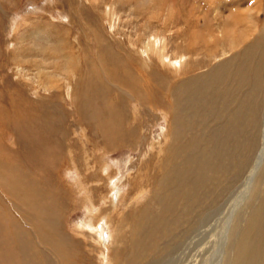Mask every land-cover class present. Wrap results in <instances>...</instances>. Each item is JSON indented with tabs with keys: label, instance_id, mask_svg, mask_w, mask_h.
<instances>
[{
	"label": "rangeland",
	"instance_id": "rangeland-1",
	"mask_svg": "<svg viewBox=\"0 0 264 264\" xmlns=\"http://www.w3.org/2000/svg\"><path fill=\"white\" fill-rule=\"evenodd\" d=\"M199 2L202 5H199L197 15L202 14L199 18L204 22L202 21V25L198 26L199 24L193 23V19L196 17L191 16L192 20L188 17L189 26L185 25L187 14H191L192 11L191 4L196 7ZM228 2L229 0H223V2L219 0H209V2L208 0H0V147H4L0 153V160L9 162L11 167L20 165L23 169L27 167V169L34 170L33 161H27L26 157H22L21 154L31 145L35 148H43L48 142V156L50 157L49 161L53 162V167H44L43 170H51L50 173L39 172L44 176L41 185L48 186L55 195L54 197L59 198L60 201L63 200L65 211L60 221L61 229L69 236L70 240L72 239L73 248L71 251L73 257L76 256L73 259L77 264H108L107 253L109 252V256L112 253L111 250L116 246L113 245L110 251L108 247L104 248L106 244L111 246L114 243L109 242V239L112 240L111 234L116 235L115 226H118V223H115V220H119L117 212L112 214L111 217L115 220L110 223L107 221V217H104L112 210L108 201L106 202L104 199L109 197H104V195L109 194L111 197L113 194V198L109 200H112L114 205L121 203L124 206H129V208H121L123 219L127 224L126 233L123 232L120 235L123 238L129 237L133 227L131 216L140 211V208L152 204L153 210L155 209L154 214L159 213L157 200L154 197L155 192L151 190V194H149L148 189L154 188L156 176L159 180L163 175L162 161L158 162V160H161L162 157L168 125L166 110L169 108L164 103L168 100V104L171 105L172 98L169 96L171 89H167L163 101V97L160 95L162 86H159L153 79L155 90L160 93L156 98L161 102L157 108L149 106L150 99L145 95L146 92L142 97L138 95L140 92L143 93V78L138 74L140 70L135 64L137 62L134 55L128 50L138 52L135 55L139 59L143 58V61L149 64H147L148 68L145 67L146 70H160V75L163 77L172 74L167 69L172 70L176 63L184 64L180 71L186 68L187 71L194 72L193 74L201 75L209 74L214 67L222 68V62L235 56L237 52L235 49L229 53L225 50L229 47L231 36L225 30L219 18L220 15H218L219 12L224 11L226 7L224 5ZM209 6L213 10H210ZM260 16L261 20L264 19V12ZM192 23L193 26L190 25ZM211 27H214L213 30L207 32ZM221 29L223 33H221ZM217 33L220 34L218 38ZM211 34H214L215 38ZM88 40L93 44L89 50ZM77 44L80 45V48L76 47ZM116 45L120 47L117 48ZM221 50L225 53L221 54ZM125 53L128 54V59ZM90 55L95 61L89 64L92 67L85 69L87 58L91 61ZM100 56H104V60L107 62L96 61ZM123 61H126L128 71L133 78L131 84L135 91V98L117 90L118 88L113 84L120 83L118 78L117 81L113 80V83L107 79L112 78L111 75H113L106 73L110 67L118 74L117 77L122 74L123 68L127 69ZM165 61L171 62L166 66L167 68L163 66ZM138 64L142 65V61L139 60ZM101 67L103 68L101 69ZM236 71L237 67L234 68L235 73ZM259 78H262V84H264V69ZM105 79L111 84L104 82ZM228 85L231 86L233 83L226 82V86L223 85L219 88V93L222 89H227ZM247 88L246 86L236 93L243 96L247 92ZM212 90L214 93L215 89ZM93 93L98 94L99 97H92ZM219 93L218 101L221 99ZM260 93L262 94L261 98H264V91ZM85 99L89 102L91 111L107 114V125L116 115V109L110 104L111 101H124L121 108L124 115L121 117L126 122L131 119L130 125L136 127V132L127 136L125 141L116 147L109 144L110 140L103 133H96V129L92 132L93 134L89 133L90 137L89 135L84 137L89 139V143L84 142L81 136V127L85 126L83 124L86 112ZM22 103L24 104L22 105ZM236 103L238 102L236 101ZM50 108L54 115L49 131L35 130L37 135H34L35 131L30 130L33 128L31 122L35 119L33 116L42 115L50 111ZM215 110L217 112L221 110L219 103L215 105ZM231 110L232 107H229L228 112ZM202 111L203 108H200V112ZM225 116L226 113H224V119H226ZM12 117L24 121L22 134L23 137H29L30 142L26 143L25 140L24 144L18 142L19 135L14 133V129H20V126L13 124ZM260 118L264 119V107L260 110ZM224 119L218 125L202 126L204 132L201 136L203 138L207 136L205 139L210 138L216 130L215 128L218 129V142L221 144L208 149L213 153H219V159L233 152H235L234 157L238 156V152L235 150L237 146L234 145L235 139L233 145L229 141L228 146L222 144L223 141H233L234 137V132L230 131L232 134L223 133L219 128L224 124ZM87 127L89 128V125H86ZM96 127L102 129L104 124ZM78 128L80 130H77ZM113 128L115 131H119L118 125H114ZM139 130L141 131L139 132ZM210 130L212 133H209ZM151 132L155 138L157 136L156 141H160L164 135L163 141L155 145L151 138ZM263 133L264 122H259L258 142H261V145L264 142ZM202 137L197 135L196 138ZM241 137H243L242 134L235 138L241 142ZM245 138L249 139V142L252 140V136L249 138L245 136ZM78 139L83 144L78 143ZM261 145L256 143L254 153L257 154ZM56 147H59L61 152L57 153ZM256 154H252V160L247 162L238 187L245 180H250L254 171L256 174L255 183L257 172L264 168L263 161L262 166L258 169L259 162L256 161ZM40 155V152H34L31 158L35 159ZM11 156H13V161ZM166 159L167 156H165ZM104 167L106 171H104ZM36 170L38 172L39 168ZM102 172L106 174L104 175ZM29 174L35 175V172ZM108 174L110 177H114L113 180L109 178ZM180 174L179 172L175 174V178H180ZM81 178L82 180H80ZM175 178H172V181ZM201 179L204 180V175L201 176ZM80 183L84 185V189H88L85 190L86 193L80 191L82 185ZM262 184L264 185V182ZM178 186L179 184H177ZM192 188L196 189V187ZM89 190H91L90 193L93 194L95 201L100 200L96 204H91L87 200L86 194L89 195ZM221 190L222 188L216 189L217 197L221 194ZM193 192L195 193V191ZM229 194L230 197L226 200L225 206L218 207L219 209L222 207V210L213 218L211 224L209 223L199 231L201 248L198 245L193 256L191 253L186 258V263L183 262V264L191 262V264H223V260L228 255L226 250L228 226L232 221H234V225L237 218L241 225L247 212V206L240 197L241 194L236 193V190ZM146 195L148 196L147 200ZM0 196L5 199L2 192H0ZM89 199L91 198L89 197ZM130 202L132 203L130 204ZM135 202L141 204L131 207ZM89 207L95 208L92 209V213H89ZM96 214L102 216L101 221L92 220ZM147 215L150 217V213ZM158 217L151 218V220L157 224ZM80 221L83 224L91 222L92 229L103 227L102 237L108 242L106 241L104 244L102 241L101 247L95 245L93 242L96 240L92 238L94 232L90 227L79 228ZM182 224V222L179 223V225ZM157 229L161 230L162 227H157ZM174 236L178 238L181 234L175 232ZM169 237L168 234L164 235L163 243L165 241L167 243H162V246L169 244V250H171L176 248V242L169 241ZM97 240L100 241L98 237ZM136 240L137 242L140 240V246L138 247L137 243L134 245V255L139 257L143 251L146 254L150 253V258L143 254V260L147 264L154 262L157 255L148 251V246H145L149 244L146 242L148 237L143 236L139 231ZM127 242L122 250L124 256L114 253L115 264H124L127 259L130 261V250L134 241L127 238ZM20 257L22 259V256ZM189 258L191 260L194 258L195 262L190 261ZM44 264H50L49 259L45 258Z\"/></svg>",
	"mask_w": 264,
	"mask_h": 264
},
{
	"label": "bare ground",
	"instance_id": "bare-ground-1",
	"mask_svg": "<svg viewBox=\"0 0 264 264\" xmlns=\"http://www.w3.org/2000/svg\"><path fill=\"white\" fill-rule=\"evenodd\" d=\"M219 1L223 2V0ZM199 5L202 4L199 2L196 7L191 4L192 11L191 14H187L184 21L185 25L188 24V19L191 16L196 17L193 19L194 24H199L198 26L202 25L203 20L199 18L202 14L197 15ZM215 5L217 7V4ZM224 6H226L224 11L219 12L218 15H220L219 18L225 30L228 31L231 36L229 47L225 48V50H227V53L230 51L232 52L234 49L237 50V52L235 56L222 62V68L218 69L214 67L209 74H193L194 72H189L186 68L180 71V69H183L184 64L182 63L179 65L176 63L172 70L167 69L168 72H172V74L163 77L160 75V70H146L145 67L148 68V63L144 62L143 58L139 59L136 56L138 52L134 50L131 51V49L128 50L134 55L137 62L135 64L138 65V69L140 70H138V74L143 78H141L143 93L140 92L138 95L142 97L146 92L145 95L150 99L149 106L157 108L161 101H158V98H156L160 93L155 90V84L152 82L153 79H155L157 84L162 86L160 95L163 97V101L167 89H171L169 96L172 98V103L169 105L168 100L164 103L166 107L169 108L166 110L168 125L163 147L164 154L162 153L161 160H158V162L162 161L163 175H161L159 180L157 179L158 176H156L154 188L148 189L149 194H151V190L155 192L154 197H156L157 200L156 204L158 205L159 213L155 215L153 212L155 209L153 210V205L150 204L145 208H140V211L131 216L133 227L127 238L133 240L134 244H131V259L130 261L127 259L124 264H147L143 260V254H145L147 258L151 257L150 253L146 254L144 251L139 254V257L134 255V245L137 243V246H140V240L138 242L136 240L139 231L143 236L145 235L148 237L146 242L149 244L145 245L148 246V251L154 253L155 256L157 255L154 262L150 261L151 264L186 263V258H188L191 253L193 256L194 251L198 249V245L200 247L201 241L199 240V231L209 223L211 224L214 220L213 218L222 210V207L220 209L218 207L220 205L224 207L226 200L230 197L229 193H233L235 190L236 193L241 194L240 197L247 206V212L241 225L238 223L239 218L236 219L234 225V221H230L231 225L228 226V235L226 236L228 240L226 246L228 255L226 259L223 260V264H264V185L262 184L264 182V168L260 170V172H257L255 183L256 174L254 171L252 172L253 175L250 180H245L244 183L238 187V183L245 171L247 162L252 160V154H256V152L254 153L256 143H260L261 145V142H258L259 122H264V119H259V113L261 108L264 107V98H261L262 94L260 92L264 91V84H262V78L260 79L259 77H261V73L264 69V19L261 20L260 15L264 12V0H229ZM209 9L213 10L211 6H209ZM225 12L226 15L224 16ZM193 23L190 25L193 26ZM187 26H189V24ZM213 28L214 27H211L207 32L212 31ZM221 33H223L222 29ZM211 36L215 38L214 34H211ZM219 36L220 34L217 33V38ZM216 40L218 41V39ZM87 44H90L88 50L91 49L93 45L92 41L88 40ZM76 47L80 48V45L77 44ZM95 47H97V45H95ZM118 47L120 46H117V48ZM110 49L112 48L110 47ZM112 51L114 50L112 49ZM102 52L104 53V51ZM223 53L225 52L221 50V54ZM91 55V61L88 58L86 60L85 69L92 67L89 66V64L95 61L92 59L93 56ZM108 56L109 55H107V57ZM125 56L128 59L127 53H125ZM111 59L115 60V58L112 57ZM139 60L142 61V65L138 64ZM96 61L101 63L107 62L104 60V56H100ZM123 63L126 64V61H123ZM170 63L169 61H165L163 66L166 67L170 65ZM127 67L128 65L126 64V68ZM235 67H237L236 73L234 72ZM102 68L103 67H101V69ZM106 73L113 74L111 75L113 79L107 78L109 81H112H110L111 83L117 81V78L120 80L119 84H113L118 88L117 90L128 93L132 98H135V91L131 84L133 78L128 68H123L122 74L119 75V77H117L118 74L114 72L111 67ZM107 79H105L104 82L106 81V83L110 85L111 83H109ZM226 82H232L233 85H228L227 89H222L221 93H219V88L223 85L226 86ZM243 83L244 85H242ZM246 86L249 89L247 88V92L243 94V96L237 94ZM126 89L128 91H125ZM212 89H215L214 93H212ZM132 92L134 93L132 94ZM218 93L221 94L220 101L217 100L219 96ZM94 96L99 97L96 93H93L92 97ZM236 101L238 103H236ZM74 102L77 101L74 100ZM122 103L124 105V101H111L110 104L116 109V115L107 125V114L105 112L97 113L91 111L89 102L85 99L86 112H83L85 115V123L80 121L85 124V126L81 127L82 140L84 139V142L89 143V139L84 137H88L89 133L94 132L96 129V133H103L110 140L109 144L116 147L121 145L127 136L134 134L136 132V127H131V119L126 122L121 117L124 115L121 109L123 107ZM217 103L220 104L221 109L218 112L215 110V105ZM23 104L24 103H22V105ZM229 107H232L230 112H228ZM200 108H203L202 112H200ZM49 110L50 111L42 114L44 116H33L35 119L31 122L33 127L30 128L31 131H49L53 123L54 115L52 109L50 108ZM224 113H226V119L223 117ZM32 115H34L33 112ZM54 119L56 120V118ZM223 119L224 124L219 128H221L223 133H231L230 131L234 132V137L233 141H223L222 144L228 146L230 142L232 143L231 145H233L235 139L234 145L237 146V148H235L238 152L237 157L233 156L235 152L229 154L226 151L228 155L226 154L225 157L219 159V153H213L208 149L209 147L215 148L214 146L221 144L218 142L217 128H215V131L213 129V133L211 130L209 131V133H212L209 139H205L207 136H205V138L201 136L204 132L202 126H209L210 124L218 125V123L223 122ZM11 121L13 124H19L20 126V129H14V133L19 135L18 142L23 144L24 140L26 143L30 142L31 139L29 137H23L22 134L24 127L22 123L24 121L18 120L17 117H12ZM102 123L104 124L102 129L96 127L101 126ZM136 123L137 120L134 124L136 125ZM91 124L96 126L94 127ZM86 125H89V128H86ZM114 125H118L119 131L114 130ZM77 130H80V128ZM247 130H249V133H247ZM36 131L34 135H37ZM140 131L141 130H139V132ZM241 134L243 137H241V142H238L235 137ZM197 135L202 138L197 139ZM245 136L247 138L252 136L251 142H249V139L246 140ZM151 138L153 143L158 145L159 142L163 141L164 135L160 141H156L157 136L155 138L154 134L151 132ZM77 142L80 143L81 141L78 139ZM81 144L83 143L81 142ZM3 150L4 147L1 146L0 153ZM226 150L228 149L226 148ZM56 151L58 153L60 148L56 147ZM34 152H40L41 157L38 156L40 158L36 157L35 159L31 158ZM48 152V142H46L43 148H35L31 145L21 154L22 157H26L27 161H33L34 170L27 169V167L23 169L20 165H18V167H11L9 162L0 160V192L3 193L6 199L0 196V264H44L45 258L49 259L50 264H77L73 259L76 256L73 257L71 251V248H73L71 243L72 239L70 240L69 236L61 229L60 221L65 211L63 209V200L60 201L59 198L57 199L54 197L55 195L51 192V189L49 190L48 186L41 185L44 176L39 172L44 171L50 173L51 170L45 171L43 169L46 166L53 167V162L49 161L50 157L48 156ZM165 156H167V161L165 160ZM11 159L13 161V156H11ZM256 161L259 162L257 167L260 169L264 161V142H262V145L257 151ZM105 167L104 171H106ZM37 168H39L38 172L36 170ZM30 172H35V175L29 174ZM178 172L182 175L180 174V178H175V174ZM102 173L104 175L106 174L105 172ZM202 175H204V180L201 179ZM193 176L195 177L194 179ZM109 178L113 180L114 177L109 176ZM172 178L175 179L172 181ZM80 180H82V178ZM191 180L192 182H190ZM177 184H179L178 187ZM192 187H196V189ZM218 188H222V190L221 194L217 197L215 192ZM80 189V191L84 193H86L85 190H88L87 188L84 189L83 184ZM98 190H100V188H98ZM193 191H195V193ZM90 192L91 190H89V195L86 194V196H88L87 200H89L91 204L99 202L100 200L95 201L93 194ZM227 194L229 195L226 196ZM112 196L110 197L109 194L104 195V197H109L104 199L106 202L108 201V204L112 207V210L104 217H107V221L110 223V221L115 220L111 217L112 214L117 212L119 218V220H115V223H118V226H115L116 235L111 234L112 240L110 241L109 239V242H114L111 246L110 244L107 246L106 241L108 242V240L102 237L103 227L100 226L99 229H92L91 226L93 225H91V222H85L83 224V222L80 221L79 223V228H82V226L90 227L94 232L92 238H94L96 242L94 239L92 240L95 245H100L101 247L103 241V243L106 244L104 248L108 247L109 251L113 245H116L115 248L111 250L112 253L109 256V252L107 253L108 264H115L114 253L116 252L118 255H123L122 250L128 243L127 238H123L120 235L123 232L126 233L127 228L121 208H129V206H124V204L121 203L114 205L113 201L109 200L113 198ZM89 197L94 201L89 199ZM147 197L146 195V200L148 199ZM151 200H154V198H151ZM131 203L132 202H130V204ZM140 204L135 202L131 207ZM89 209V213H92V209L94 210L95 208L91 209L89 207ZM148 213H150V217L147 215ZM156 216H159L157 218L159 220L157 224L151 220V218ZM101 219L102 216L98 214L94 215L92 218L95 222H99ZM180 222L183 224L179 225ZM156 226L162 227V229L158 230ZM182 227L184 228L181 229ZM175 232H180L181 236L176 238L174 236ZM165 234L171 237L168 238L169 241L176 242V248L169 250V244L167 246H162L167 243V241L163 243L162 240ZM97 237L100 241L97 240ZM20 256H22V259ZM190 261L195 262L194 258L193 260L190 259Z\"/></svg>",
	"mask_w": 264,
	"mask_h": 264
}]
</instances>
